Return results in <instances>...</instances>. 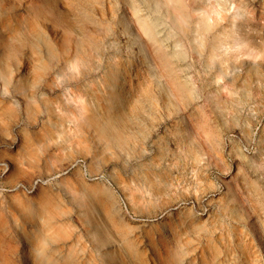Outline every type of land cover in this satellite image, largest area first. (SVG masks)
I'll list each match as a JSON object with an SVG mask.
<instances>
[{"label":"rangeland","instance_id":"rangeland-1","mask_svg":"<svg viewBox=\"0 0 264 264\" xmlns=\"http://www.w3.org/2000/svg\"><path fill=\"white\" fill-rule=\"evenodd\" d=\"M182 2L0 0V264H264V0Z\"/></svg>","mask_w":264,"mask_h":264},{"label":"bare ground","instance_id":"bare-ground-1","mask_svg":"<svg viewBox=\"0 0 264 264\" xmlns=\"http://www.w3.org/2000/svg\"><path fill=\"white\" fill-rule=\"evenodd\" d=\"M165 1H166V3L171 2L173 4L172 7L175 11V15L172 18L173 23L178 25L180 28L184 29L185 26H187L186 23L188 21L186 22V20H188V18L186 17V15H187L186 9H185V6H184L182 0H165ZM138 21H139V24H140L141 28L143 29V31L148 35L149 39L154 43L155 48L157 50V53L159 55V58L161 59V62L163 64L164 68L169 73L170 79L172 80V82L175 86L174 88H176L179 92L189 91L190 88H189L188 82H186L185 80H181L180 77L174 73L173 66L171 63V61H172L171 53L168 52L163 47V41H162L161 36H159L156 20L154 18L138 16ZM197 23H198V28L202 31H212V29L214 28V24H216L213 22H209L207 20V16L205 17L204 15H199ZM218 33H212V37L210 38L209 44L211 45V56H214L215 53L218 52V49L225 48L224 47L225 41L223 39V38H225V36H222L221 35L222 33H220V32H218ZM213 53H214V55H213ZM107 211H108L109 215H111V216H112V214H114V212H116L115 207L111 203L107 204Z\"/></svg>","mask_w":264,"mask_h":264}]
</instances>
